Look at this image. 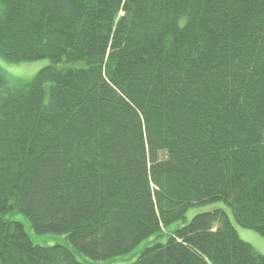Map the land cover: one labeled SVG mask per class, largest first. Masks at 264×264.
<instances>
[{"label":"trees","instance_id":"16d2710c","mask_svg":"<svg viewBox=\"0 0 264 264\" xmlns=\"http://www.w3.org/2000/svg\"><path fill=\"white\" fill-rule=\"evenodd\" d=\"M0 264H264V0H0Z\"/></svg>","mask_w":264,"mask_h":264},{"label":"rangeland","instance_id":"374dc122","mask_svg":"<svg viewBox=\"0 0 264 264\" xmlns=\"http://www.w3.org/2000/svg\"><path fill=\"white\" fill-rule=\"evenodd\" d=\"M2 14V10L0 8V16ZM50 65V61L48 59L36 61L33 63H23L18 65H12L5 62L2 58H0V69L7 75L9 84L14 86L18 80L29 82L32 78L42 69L46 68ZM216 210H222L227 213L230 220L232 221L234 228L236 229L240 239L248 244H250L257 253L264 255V236L248 229H244L240 227L234 220L231 209L225 204L219 202L208 205L194 206L187 211L185 219L180 223L176 224L175 227H183L191 223L193 218L200 214H205L209 212H213ZM9 220L22 223L25 226V230L32 242L39 246L44 247H54V246H65L72 249L79 262L82 264H132L134 263L140 256V254L147 247L152 246L157 242L165 243L166 238H158L157 235L151 236L141 244H139L132 252L129 254L119 256L107 261H92L87 257L79 254L76 250L72 248L66 236L54 235V234H37L31 228L28 220L21 214L13 212L10 215L6 216Z\"/></svg>","mask_w":264,"mask_h":264}]
</instances>
